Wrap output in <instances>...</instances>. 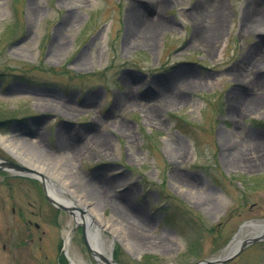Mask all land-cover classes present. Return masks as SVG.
<instances>
[{"label": "rangeland", "instance_id": "rangeland-1", "mask_svg": "<svg viewBox=\"0 0 264 264\" xmlns=\"http://www.w3.org/2000/svg\"><path fill=\"white\" fill-rule=\"evenodd\" d=\"M208 1L0 0V135L65 156L88 195L93 183L106 189L108 198H90L126 230V240L114 241L117 264L216 259L243 223L264 222V150L232 148L249 139L264 149V26L244 22L262 15L264 0L255 12L250 0H221L226 10L215 32L200 13ZM134 2L166 25L150 43L136 37L128 44ZM149 86L180 102L149 94ZM62 131L77 141L72 153L59 144ZM0 158L20 161L1 145ZM70 213L48 203L39 180L0 171V264H13L14 249L17 264H70ZM130 217L149 226L141 231L146 242L131 241L138 230ZM69 251L77 262L97 264L81 225ZM226 264H264V242Z\"/></svg>", "mask_w": 264, "mask_h": 264}, {"label": "bare ground", "instance_id": "bare-ground-1", "mask_svg": "<svg viewBox=\"0 0 264 264\" xmlns=\"http://www.w3.org/2000/svg\"><path fill=\"white\" fill-rule=\"evenodd\" d=\"M65 1V0H64ZM260 0H250L248 4V9L249 11H256L257 9V2ZM71 3V2H70ZM33 5V3H31ZM74 6V4H72ZM71 6V12L75 10L76 6L72 7ZM134 9V15L133 17H130V25L131 29L127 33L128 37V44L133 42L136 37L142 39L143 43H150L152 41V38L154 37V33L160 29H164L166 27L165 24L162 22L160 23L157 19L155 20H150L145 16L141 9L140 4H136L134 2L133 7ZM153 6H151L152 10ZM202 11L200 12L204 18V24H206L205 27H208L211 31H216L217 27H219V19L218 15L221 12H224L226 10V6L223 1L221 0H209L208 5L206 4V7L204 9H201ZM260 10L259 12L262 15H258L255 19V21H251L252 19L249 15V17L245 16L244 22L246 24L251 25L254 24L257 25L256 23H259V27L264 26V8L258 9ZM248 11V12H249ZM209 13L212 15L214 14V19H212V16H209ZM249 14V13H248ZM221 18V17H220ZM250 18V19H248ZM208 19V20H207ZM207 20V21H206ZM247 27V25H244V27ZM199 29V27H198ZM214 34V33H213ZM211 34V36H213ZM126 37V38H127ZM256 53L253 51L250 52V56H256ZM264 63V60H263ZM182 71V70H179ZM178 73V71H177ZM176 73V74H177ZM241 76H244L241 74ZM255 77H251V79L248 81V85L251 87L254 84L257 86L256 81L257 76L254 75ZM248 87V89H251ZM154 88V87H153ZM157 87L152 89L151 86L148 87V90L151 95L163 97V98H171V103H179L180 99L177 98V96H171L169 92L167 93H161L159 90L157 91ZM168 96V97H166ZM237 99L242 100V97L237 95ZM243 101V100H242ZM259 102L257 101L255 105H252V109L257 108V104ZM67 114H70L69 111L66 112ZM63 132V131H62ZM68 134V133H67ZM69 135V134H68ZM77 135V134H76ZM99 143V139H95ZM79 142H81L79 140ZM59 144L62 146V148L67 149L69 153H72L73 149L76 148L77 141H73L70 137L65 135L63 132L62 135L60 134L59 138ZM0 145L5 148L8 152H10L13 156H15L17 159H19L20 163L23 165V167L29 169L30 171L34 172L33 174L38 176V177H44L47 181L48 184V193L57 201L60 203H63L64 205L72 208V209H78V212L82 211L84 213V217L82 220L84 221V224L87 226L88 234H89V242L90 245L93 249L101 251L105 256H110L112 253V250L114 249V241L119 239L120 241L126 240L127 234L125 233L126 230H124L123 226H119L116 224H113L112 222L106 221L98 212V209L96 208V204L94 198L99 197H106V193L104 192V187H102L99 183L92 184L94 187V190L92 189L88 192L80 188L78 186L79 183V178L77 175L74 173V171L71 169L70 166H68V161L65 156H59V157H47L41 149H38L34 144H32L29 140L26 139H20L12 136L4 137L0 135ZM232 148H235V150H240L238 152H243L244 154L249 153V151H254L257 154H260L261 151L264 149L260 150L259 147L257 146L256 142H244L241 144V142H235ZM238 148V149H236ZM236 157V156H235ZM243 158H245V155L242 157L234 158V160L243 162ZM243 159V160H242ZM245 162V161H244ZM192 185V184H191ZM106 191V189H105ZM92 192V193H91ZM92 197V198H90ZM114 201V200H112ZM116 209L119 212L120 207L117 204ZM80 210V211H79ZM137 210V209H136ZM77 212V211H76ZM77 212V213H78ZM120 213V212H119ZM136 216H140L142 219H146L145 214L141 213L139 210L135 211ZM79 216H76L78 220ZM130 219L133 221L132 228L136 230L140 234L137 236L135 234H131L130 238L132 242L135 243H144L146 242V239L143 235H141V231L146 232L149 231L148 228L149 226L144 224L141 219ZM147 220V219H146ZM131 222V221H130ZM106 232H109L111 236H113L112 239L107 238L104 239V234ZM70 244H71V238L69 236H66V250L67 252L70 250ZM127 248L129 250H132V248L127 245ZM70 252V251H69ZM73 264H84L83 262H77L75 260H72Z\"/></svg>", "mask_w": 264, "mask_h": 264}, {"label": "water", "instance_id": "water-1", "mask_svg": "<svg viewBox=\"0 0 264 264\" xmlns=\"http://www.w3.org/2000/svg\"><path fill=\"white\" fill-rule=\"evenodd\" d=\"M0 170H7L10 172H14V171H18V172H24V173H34L32 171H30L29 169L10 162L8 160L2 159L0 158ZM46 189V188H45ZM45 193L47 195V198L49 199V201L55 205L56 207L63 209V210H67L64 206H62L60 203L54 201L53 199H51L48 194L47 191L45 190ZM69 212H71V210H67ZM77 225H80L81 223L79 221H76ZM83 231H84V240L85 243L89 249V251L91 252V254L93 255L94 258H96L98 263H103V264H115L111 257L107 258L103 255L102 252L98 251V250H94L93 248H91L89 242H88V236H87V230H86V225L85 224H81ZM245 227H251V228H256L257 230H260L259 233L255 234L254 236L250 237L247 240H241L237 243L236 248H232L231 251L223 258H217L214 260H205V261H201L197 264H224L228 261H231L233 258H235L242 250H244L246 247L257 243V242H261L264 241V224L262 225H255L252 222L249 223H245L243 224V226H241V231L243 228ZM98 258V259H97Z\"/></svg>", "mask_w": 264, "mask_h": 264}, {"label": "flooded vegetation", "instance_id": "flooded-vegetation-1", "mask_svg": "<svg viewBox=\"0 0 264 264\" xmlns=\"http://www.w3.org/2000/svg\"><path fill=\"white\" fill-rule=\"evenodd\" d=\"M37 229H39V227H36ZM40 242L42 241L41 239L39 240ZM31 242L33 243L34 242V240L33 239H31ZM3 249L4 250H6V247L4 246L3 247ZM21 253V252H20ZM19 253V254H20ZM18 254V251H17V249H14L13 251H12V253H11V260H12V262L14 263V264H17V262L19 261V255ZM30 255L33 257V258H35V259H37L38 258V253H36V252H33L32 254H29V257H30ZM20 257H22V256H20ZM28 257V258H29ZM40 258V257H39ZM47 257L45 256V260L47 261V259H46ZM30 259V258H29Z\"/></svg>", "mask_w": 264, "mask_h": 264}, {"label": "trees", "instance_id": "trees-1", "mask_svg": "<svg viewBox=\"0 0 264 264\" xmlns=\"http://www.w3.org/2000/svg\"><path fill=\"white\" fill-rule=\"evenodd\" d=\"M263 179H264V177H263ZM261 180V179H260Z\"/></svg>", "mask_w": 264, "mask_h": 264}]
</instances>
